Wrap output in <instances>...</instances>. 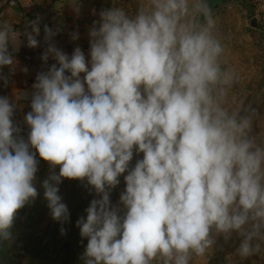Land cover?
Wrapping results in <instances>:
<instances>
[{"label": "clouds", "instance_id": "clouds-1", "mask_svg": "<svg viewBox=\"0 0 264 264\" xmlns=\"http://www.w3.org/2000/svg\"><path fill=\"white\" fill-rule=\"evenodd\" d=\"M136 4L99 12L88 57L79 46L71 55L58 48L59 29L44 26L41 60L54 63L36 74L26 139L14 121L16 104L0 96V244L14 240L18 211L39 195L38 153L53 169L41 186L54 221H70L58 194L64 179L86 182L99 197L76 221L87 238L83 264H192L234 235L239 257L257 255L264 247V124L246 98L230 106L239 77L222 66L212 8L207 0ZM29 25L27 46L37 48L40 19ZM18 36L0 24L5 86L18 65ZM134 151L143 156L130 167ZM125 173L113 205L110 192Z\"/></svg>", "mask_w": 264, "mask_h": 264}, {"label": "rangeland", "instance_id": "rangeland-1", "mask_svg": "<svg viewBox=\"0 0 264 264\" xmlns=\"http://www.w3.org/2000/svg\"><path fill=\"white\" fill-rule=\"evenodd\" d=\"M210 1H207L208 4ZM240 3V0H234L231 4L225 2L216 11H212L217 25L215 34L224 46L222 66L233 69L239 77L229 91L230 106L234 107L241 98H246V102L257 109L260 121L264 124V60L260 59V53L264 52V47L259 50L255 43L247 39L249 25L246 16L241 15L239 8L235 6ZM135 9L136 7L131 11ZM82 50L88 57L89 43ZM14 121L19 124L22 129L21 135L26 139L28 128L23 122V117L15 113ZM256 130L259 131V127ZM142 156V153L134 151L130 167H134L136 161L142 159ZM37 159L39 170L36 174V187L39 195L34 200L36 210L31 213L33 223L30 227V240L33 244L39 242V245L36 244L37 252L30 261L14 260L0 264H83L82 255L87 245V238L81 237L76 221L82 216L86 219L85 209L92 199L99 197L94 189L86 186V182L64 179L59 185L58 194L69 209L70 221L65 224L54 221L47 207V201L43 197L41 186L53 169L48 162L38 156V153ZM54 171L58 173L59 166ZM126 174L119 177L120 183L110 192V201L113 205L119 202V196L125 189L124 175ZM61 227L65 229V234H61ZM239 243L240 239L235 235L227 242L219 238L212 250L202 258H194L192 264H264V247L259 254L242 259L236 254ZM44 246L45 249L41 252L40 249Z\"/></svg>", "mask_w": 264, "mask_h": 264}, {"label": "crops", "instance_id": "crops-1", "mask_svg": "<svg viewBox=\"0 0 264 264\" xmlns=\"http://www.w3.org/2000/svg\"><path fill=\"white\" fill-rule=\"evenodd\" d=\"M3 1L0 0V24L9 23L13 25L19 36L13 53L18 65L15 73L8 76L7 86L0 80V83L2 82L0 84V96L9 97L16 104L15 113L21 117H24L31 110L30 98L36 74L40 71H46L54 63L50 58L48 63L44 64L41 60L43 50L40 46L37 48L27 46L24 31L25 29L31 31L30 21L41 18L45 25L52 28L53 31L59 29V35L64 41V45L60 49L71 55L75 47L79 46L83 49L89 43L88 30L93 21L99 19L98 14L102 9L123 6L131 11L137 5L136 0H14L13 4H4ZM217 1L221 0H211L209 5L212 6ZM225 1L227 3V0ZM260 1L240 0L241 3L235 5L239 8L240 14L246 16L249 25L246 34L247 39L249 38L251 42L255 43L259 50L264 47V13L257 12ZM217 9L212 8V11ZM253 17L258 19L257 27L250 25V20ZM73 32L79 33L78 40L73 41L71 39ZM12 50L13 46H10V51ZM263 53H260L261 60H264ZM25 68L27 71H23ZM3 72L8 75L9 69L4 68ZM24 93L28 94L27 98L23 97Z\"/></svg>", "mask_w": 264, "mask_h": 264}, {"label": "trees", "instance_id": "trees-1", "mask_svg": "<svg viewBox=\"0 0 264 264\" xmlns=\"http://www.w3.org/2000/svg\"><path fill=\"white\" fill-rule=\"evenodd\" d=\"M35 203L33 201L18 211L11 229L14 240L11 243L0 244V263L14 260L30 261L33 259V255L36 254V244L39 245V242L33 244L32 240H30V227L33 223L31 213L36 210ZM44 249L45 246L40 251L42 252Z\"/></svg>", "mask_w": 264, "mask_h": 264}, {"label": "built area", "instance_id": "built-area-1", "mask_svg": "<svg viewBox=\"0 0 264 264\" xmlns=\"http://www.w3.org/2000/svg\"><path fill=\"white\" fill-rule=\"evenodd\" d=\"M232 1H234V0H227V3L228 4H231ZM3 3L4 4H13L14 3V0H4ZM257 12L260 13V14H263L264 13V0H261L260 1L259 6L257 7ZM39 19H40V28H41L40 35L38 37L39 46L43 50H45V48L47 47V42L44 40V35H45V33H44V26H45V24H44V21L41 18H39ZM53 42L55 43V45L58 48H61L64 45V41L60 37L59 32L57 33V35H55L53 37Z\"/></svg>", "mask_w": 264, "mask_h": 264}, {"label": "water", "instance_id": "water-1", "mask_svg": "<svg viewBox=\"0 0 264 264\" xmlns=\"http://www.w3.org/2000/svg\"><path fill=\"white\" fill-rule=\"evenodd\" d=\"M224 2H226V1L225 0L217 1L211 7L213 9L220 8L221 4H223ZM250 25L252 27H257V25H258V19H257V17L251 18Z\"/></svg>", "mask_w": 264, "mask_h": 264}]
</instances>
